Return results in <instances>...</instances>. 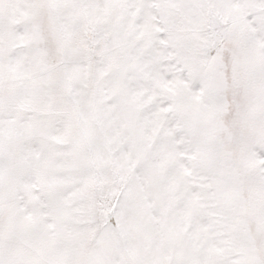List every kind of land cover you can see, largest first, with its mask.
Wrapping results in <instances>:
<instances>
[{
    "label": "snow or ice",
    "instance_id": "obj_1",
    "mask_svg": "<svg viewBox=\"0 0 264 264\" xmlns=\"http://www.w3.org/2000/svg\"><path fill=\"white\" fill-rule=\"evenodd\" d=\"M0 264H264V0H0Z\"/></svg>",
    "mask_w": 264,
    "mask_h": 264
}]
</instances>
